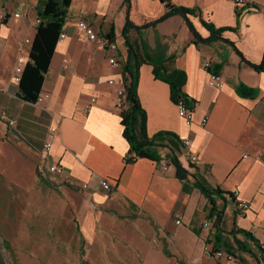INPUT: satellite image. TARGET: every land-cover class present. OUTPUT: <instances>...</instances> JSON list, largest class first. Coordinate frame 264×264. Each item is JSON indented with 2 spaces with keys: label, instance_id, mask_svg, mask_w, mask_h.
Returning <instances> with one entry per match:
<instances>
[{
  "label": "crops",
  "instance_id": "crops-1",
  "mask_svg": "<svg viewBox=\"0 0 264 264\" xmlns=\"http://www.w3.org/2000/svg\"><path fill=\"white\" fill-rule=\"evenodd\" d=\"M39 1L0 0V12L6 14L0 23V113L14 122L12 127L3 123L23 142L30 136L44 141L49 126L58 128L48 154L39 146L40 170L81 190L85 198L82 235L89 242L93 238L94 211L90 208L118 197L146 220L139 221L152 222L183 264H224L223 259L204 256L205 247L231 252L235 264H264L237 245L241 242L256 252L258 243L264 249V70L252 68L261 63L264 53V0H246L253 9L245 12L238 11L230 0H130L128 18L134 26L162 16L165 2H169L200 10L189 19L202 38L209 33L201 20L215 29L230 30L209 44H198L185 21L172 15L154 27L130 31L141 58L145 59L144 52L157 62L172 58L170 64L185 72L182 91L194 101V109L193 124L187 127L177 115L168 84L156 80L148 62L140 64L137 95L159 161L137 158L129 164L123 161L129 145L122 135L115 94L118 86H124L127 60L125 45L119 46L124 44V0H71L62 27L65 38L56 43L44 75L40 93L47 97L41 103L28 104L16 97L18 84L12 76L17 58L28 57L29 44L23 42L34 38ZM14 12H20L19 18H14ZM80 20L107 39L112 28L117 51H99L94 42L85 40L76 29ZM108 55L110 63L115 61L118 67L103 60ZM207 61L219 70L221 90L206 84L208 72L203 63ZM103 68L108 70L106 75L99 74ZM108 80L114 84L109 85ZM240 85L252 88L255 95L242 96ZM202 118L207 119L204 127ZM183 138L191 140L188 148L182 145ZM189 153L198 155V165L188 164ZM169 157L190 172L188 180L176 178ZM162 162L167 163L166 169ZM52 163L64 168L60 176L48 173ZM194 177L224 192V197L212 194V217V205L194 186ZM103 178L112 185L109 192L100 188ZM237 200L249 203L243 213L236 209ZM216 215L220 222L216 223ZM1 242L0 237V264H12ZM20 257L25 264H54L46 258L41 262L38 257ZM20 257H16L18 263Z\"/></svg>",
  "mask_w": 264,
  "mask_h": 264
},
{
  "label": "rangeland",
  "instance_id": "rangeland-1",
  "mask_svg": "<svg viewBox=\"0 0 264 264\" xmlns=\"http://www.w3.org/2000/svg\"><path fill=\"white\" fill-rule=\"evenodd\" d=\"M10 129L0 119V237L12 264H25L20 256L54 264H183L152 222H141V214L118 197L90 208L89 242L80 227L81 190L40 170L43 139L23 142Z\"/></svg>",
  "mask_w": 264,
  "mask_h": 264
},
{
  "label": "trees",
  "instance_id": "trees-1",
  "mask_svg": "<svg viewBox=\"0 0 264 264\" xmlns=\"http://www.w3.org/2000/svg\"><path fill=\"white\" fill-rule=\"evenodd\" d=\"M70 2L71 0H40L37 4L35 11L37 18L40 19V23L35 25V35L33 40L29 43L28 57H26L24 71L21 74L20 82L18 83L16 91V97L22 101L28 102V104L37 103L44 81V75L48 72L50 58L53 56L55 45L58 42V36L65 24L66 10H68ZM124 3L126 4L127 12L121 36L125 43L124 45L127 52V60L123 65V84L125 90L124 105L118 109V114L121 119L120 124L123 127L122 135L124 140L129 145V152L123 161L125 164H129L138 158L158 162V155L154 151V138L148 137L146 133V113L142 109L137 95L139 65L144 62H148L152 66L153 75L156 80H160L168 84L170 90L169 96L175 105L182 101L187 109L193 110L194 101L189 99L182 91V87L185 84V72L174 68L170 64L172 58L167 61L157 62L145 52L143 54L145 59L141 58L130 39V31H139L141 29L144 30L149 27H154L157 23L159 24L163 22L172 15L179 16L185 21V24L189 28L188 30L193 36L195 42L198 44H209L215 39L220 38L223 31L230 29H215L214 26L206 24V22L201 20L202 25L209 33L208 38H202L196 32L195 27L189 19V16L194 17L200 14V10L185 6H174L169 2H165L166 11L162 14V16L143 26H134L128 18L130 0H124ZM107 37L110 40H113L114 34L112 28L109 29ZM252 68L259 71L264 70V53L261 63L257 66L252 65ZM213 70L215 72H219L217 67H214ZM238 92L242 96L247 97H253V95H255L252 88L242 85L238 87ZM169 161L176 170L175 176L177 179L186 181L189 177H191L190 172L186 170V168H184L176 158L169 157ZM194 186L198 188L201 194L210 201L212 206L209 210V214L212 217L214 215L212 212L215 210V202L212 198V194L215 193L217 196L224 197V192L220 191L218 188H210L205 184L204 180L197 177H194ZM215 221L216 223L220 222V215H216ZM241 233L248 235V233L244 231H241ZM237 245L240 249L253 254L254 258L258 262L260 260L264 262V249L260 244L255 243L256 252L247 249V247L241 242H237ZM227 252L230 253L229 251ZM83 263L85 264V262Z\"/></svg>",
  "mask_w": 264,
  "mask_h": 264
},
{
  "label": "built area",
  "instance_id": "built-area-1",
  "mask_svg": "<svg viewBox=\"0 0 264 264\" xmlns=\"http://www.w3.org/2000/svg\"><path fill=\"white\" fill-rule=\"evenodd\" d=\"M236 7V9L239 10H243V12L250 10L251 8L253 9L252 6H250L246 0H230ZM14 18H19L20 16V12H14L13 13ZM6 18V14L3 12H0V23H2ZM40 23V19H36V24ZM76 29L78 30V32L80 33V35L88 41L94 42V45L96 47L97 50L99 51H103V52H108L109 51H117V46H116V42L114 40H110L107 39L104 35H102L101 33H99L98 31H96L94 29V27L92 25H89L88 23H86L83 20H80L77 22V26ZM65 38V34L61 31L59 36H58V42L61 40H64ZM24 44H29L30 40L26 39L24 42ZM24 56H20L17 58L16 60V65L14 67V71H13V76H12V80L15 84H18L20 82V78H21V74L24 71V65H25V59L23 58ZM109 55L103 59L106 63H108L110 66L112 67H118L119 64H111L109 61ZM203 67L205 68V70L208 72V78L206 81V84L210 87L216 88V89H222L223 88V82L221 81V77L219 75V72H215L213 69V65L211 63V61H207L203 63ZM108 84L109 85H113L114 81L113 80H108ZM124 86L120 85L116 88L115 94L117 96V109H119L120 107H122L124 105ZM47 95L45 94H41L39 93L38 99H37V103H41L43 98H46ZM91 102H94V99L91 98ZM177 115L179 118H181L184 122V124L189 127L190 125L193 124V110H189L187 109V107L184 105V103L182 101H180L177 105ZM0 119L2 122L6 123V125L8 126H13L14 122L10 119H8L6 117V115H4L3 113H1L0 115ZM207 123V119L206 118H202L201 120V125L204 127ZM58 134V128L55 125H51L48 127L47 130V135L45 137V140L42 144V149L44 154H48L50 152L51 149V143L54 139V137H56ZM190 139L188 138H183L181 143L184 147L188 148L189 147V143H190ZM187 161L188 164L192 167L198 165L199 163V159H198V155L194 154V153H189L188 157H187ZM161 167L162 169H166L167 168V163L166 162H162L161 163ZM64 168L59 165L58 163H52L51 165H49L47 171L49 174L52 175H58L60 176L63 172ZM86 185L82 186L85 187ZM112 185L111 183L106 180V178H103L100 180V188L102 190H104L105 192H109L111 189ZM232 194L236 197V192H232ZM249 207V203L247 201L244 200H238V206H237V211L243 213L244 211H246ZM180 220L175 221V224L178 225L180 222ZM203 226H207V223H204ZM205 253L204 255L208 258H213L215 259V261H219L221 259H223L224 264H235L236 263V257L230 252V254H222L219 253V249H211L208 247H205Z\"/></svg>",
  "mask_w": 264,
  "mask_h": 264
},
{
  "label": "bare ground",
  "instance_id": "bare-ground-1",
  "mask_svg": "<svg viewBox=\"0 0 264 264\" xmlns=\"http://www.w3.org/2000/svg\"><path fill=\"white\" fill-rule=\"evenodd\" d=\"M109 61H110V59H109ZM112 64H116V62L115 61H112ZM238 206V200L236 201V207ZM237 209V208H236ZM219 253H222V254H229L228 252H223V251H220L219 250Z\"/></svg>",
  "mask_w": 264,
  "mask_h": 264
},
{
  "label": "water",
  "instance_id": "water-1",
  "mask_svg": "<svg viewBox=\"0 0 264 264\" xmlns=\"http://www.w3.org/2000/svg\"><path fill=\"white\" fill-rule=\"evenodd\" d=\"M11 133L14 134V135H16V136H18V134L15 131H12Z\"/></svg>",
  "mask_w": 264,
  "mask_h": 264
}]
</instances>
